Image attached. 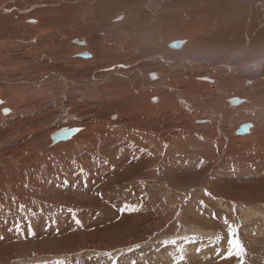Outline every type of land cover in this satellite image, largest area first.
<instances>
[{"label": "rangeland", "instance_id": "rangeland-1", "mask_svg": "<svg viewBox=\"0 0 264 264\" xmlns=\"http://www.w3.org/2000/svg\"><path fill=\"white\" fill-rule=\"evenodd\" d=\"M168 1L175 4L195 0ZM204 1L207 3L210 0ZM243 1H251L253 7L264 3V0ZM68 5H71L70 1L55 0L50 7L62 9L60 18L76 17L72 9H65ZM194 7L201 11L196 17L199 19L206 4H190L187 9L190 8L191 11ZM145 12H140V17ZM95 16L103 20V17ZM214 21L217 22L214 24L216 27L211 26L203 36L221 28L222 22ZM158 24L147 21L144 27ZM141 27L138 25L132 30V35ZM204 28H194L199 30L197 37L200 39H204L200 35ZM89 34L76 38L79 40ZM182 40L164 35L165 49L179 51L183 46ZM173 42L180 46L170 48L169 45ZM144 45L154 46L155 41H143L141 47H134L139 51L143 50ZM81 46H85L83 50L75 56L68 55V58L78 62L90 59L91 56L86 59L76 57L81 53L88 54L87 44ZM81 46L77 45L78 48H82ZM245 48L241 49L243 52H239L244 54ZM46 56L55 57V54ZM145 56L141 55L138 59L126 58L128 62L140 61L141 74L138 79L135 76L125 81L121 79L117 86H130L134 82L155 97L164 88L153 84L147 74L155 72L154 69L160 63L170 61H164L167 59L166 53L158 55L160 57ZM256 57L257 54L251 52L249 58L239 65L236 76L249 73L251 76L257 75L259 78L256 77V80H261L264 85V58L261 59L263 61L258 58L255 62ZM212 58L213 54H209V61ZM69 59L63 57L62 64L53 66L69 74L72 70L76 74L88 69L82 63L74 66L67 63ZM196 60L199 62L178 63L184 70L168 74L172 85L184 77H190L192 83L196 81L194 86L200 90L196 80L198 77H205L207 74L210 77L221 66L228 68L231 64L230 59L221 66L213 62L207 63L206 59L201 62L200 58ZM147 62L156 64L150 66L146 65ZM108 71L109 78H113V73L117 70ZM39 72L41 76L32 78L34 80L29 84L30 90H34L36 86L42 89V86L50 88L57 84L55 94L58 96L40 99L42 102L46 101L44 107L50 106L52 114L47 117L43 113L47 117L44 121L42 118L40 122L27 127L29 131L40 129L39 132L32 135L27 133L22 139L16 138L17 133L23 132L21 128L13 129L9 124H2L0 127V158L4 157L0 159V264H53L56 260H62L64 264H113L114 260L116 264H177V261L179 264H241L240 258L235 254L228 255L229 240L233 238L238 239L245 249L243 264H264V114H259L263 110L256 107L260 102L258 97L247 102L244 100L243 83L236 79L235 85H225V91H221V77L219 81H214L215 85H208L215 88L207 92L201 91L203 99L197 102V105H201L175 109L178 111L177 116L187 117L181 119L171 133L166 131L174 127L172 123L166 122L164 127L152 126L149 124L152 119L148 118L150 122H142L139 132L150 130L149 133H143V139H151L152 143L149 144L148 141L142 143L135 140L129 131L131 126L126 117L119 116V121L103 129L105 123H109L110 111L121 106L120 98L115 94H101L99 90L102 86H94L96 89L92 87L94 91L88 96H95L96 99L93 97L83 106H77L75 100L80 93L72 90L74 86L55 77L44 76V70ZM224 74L222 76L226 78L228 72L225 71ZM76 79L85 80L82 76ZM216 87L219 89L214 90ZM171 89V92L174 91L173 95L183 90L177 86H172ZM188 95L183 98L185 105L194 100ZM230 99L243 100L245 105L252 107V111L248 112L245 105H231L228 102ZM40 100L34 103L38 104L39 101L40 104ZM110 101L113 107L110 106ZM5 103L9 107L13 105L8 101ZM5 103L0 104L1 111L6 107ZM144 110L145 106L141 108V111ZM36 112L39 110H31V113L26 111L25 119L29 120ZM13 113L7 114H11L16 120ZM250 113L253 115H248ZM7 114L2 113V116H8ZM64 115L68 117L67 122L63 120ZM202 115L206 121L198 123V119L194 117L201 118ZM42 121L47 124L42 125ZM253 123L256 124L254 130ZM246 124L250 125L248 131L251 130L252 133L236 135L239 127ZM118 125H123L125 133L116 128ZM71 126L79 128V134H74H77L76 137L59 142L60 146H52L58 142L46 145L52 132ZM81 130L85 132L82 133ZM157 131L158 141L153 135ZM10 135L14 137L11 136L13 138L10 139ZM172 136L179 142L165 143L172 140ZM190 136L196 138L191 139ZM237 141L240 145L236 144ZM133 208L138 210L132 211ZM225 219L237 229L235 237L229 235ZM192 237L196 238L194 243L185 239ZM165 240H176L177 244L165 246L162 243ZM137 244L140 245L138 249L135 247ZM105 253H111V258ZM181 255L183 260H180Z\"/></svg>", "mask_w": 264, "mask_h": 264}, {"label": "bare ground", "instance_id": "bare-ground-1", "mask_svg": "<svg viewBox=\"0 0 264 264\" xmlns=\"http://www.w3.org/2000/svg\"><path fill=\"white\" fill-rule=\"evenodd\" d=\"M67 1H70L71 5H68L65 9L68 11L72 9L76 14V17L74 18L69 16L60 18L59 15L62 9L50 7V4L55 2V0H0V101H3L4 103L8 101L10 104H13L12 107H9L5 103L6 107L3 109H10V112L8 113L14 112L13 115L16 117L15 120L11 114H7L8 116H2V113H6L3 109L1 111L0 108V127L2 124H9L13 129L14 127L21 128L20 130H23V132L21 131L16 134L17 139L23 137L27 133H30L31 135L32 133H38L40 129H31L29 131V128L27 127H30L29 125L31 124L40 122L42 118L44 121L45 118L52 114V111L49 110L50 106L44 107L46 101L43 100L42 102L40 99H43L44 97L47 98V96L50 98L56 95L55 86L57 84L55 86L52 85L50 88H44L42 86V89L36 86L37 90H35L36 87L34 90L33 88L30 90L29 84L33 82L34 79L32 78L41 76L39 72L40 70L46 72L44 76H52L62 80L67 85L74 86V88L72 89L71 87V89L80 93L79 97L75 100L77 106H83L88 100L95 97L88 96L94 91V86H102L99 90L101 94L110 92L118 96L120 98L119 102L121 106L114 111H110V115H108L109 123L106 122L104 125L105 128L103 129H107L108 125L116 123L119 116L126 117L129 119L128 124L131 126L129 129L130 133L133 134L136 141L138 139L139 142L141 141L142 143L145 141H148L149 144L152 143L151 139H143L145 136L143 133H149V129L143 130V133L139 132L143 126L142 122L149 123L150 121L148 122V118H151L152 120L149 124L157 127H164L166 122L170 124L172 123L174 127H171L166 131L167 133H171L176 129V125L180 123L179 121L187 117V115L184 117L177 116L176 114L178 111L176 112L175 109L180 110L182 107L183 109H189L190 107L201 105H197V102H200L203 99V93H201V91L203 90L207 92L209 89L215 88V86L211 88L208 85H215V82L219 81L221 77L223 78L219 83L221 85V91H225V85L231 83L235 85L237 83L236 79L239 80L241 84L243 83L244 88L242 89H245L243 90L245 93L243 96L244 100L247 102L252 98L258 97L260 102L257 103L256 107L258 106L263 111L257 113L264 114V85L261 80H256V77L258 76H251L250 73L244 76H236L240 68L239 65L249 58L251 52L257 54L255 62L258 58L259 60L264 58V27H257V25L264 26V3H261V5L259 4L260 6L255 5L253 7L250 3L251 1L243 0H210L207 1V3L204 0H195L190 2L182 1L175 4L168 0ZM147 1L151 2V4ZM203 3L206 4V8L203 10L202 16L199 19L196 18L198 14H201L199 8H191V11L193 12L190 11V8L187 9L190 4L198 6ZM94 11L95 13L93 14ZM142 11L146 12L140 17V12ZM95 15H99L101 18L103 17V20H99V17ZM93 16H95L96 20ZM204 18L208 19L209 22ZM213 19L222 22V26L219 25L221 28L217 31L214 30V32L212 28V33L203 36L206 30L211 28V26H215L214 24L217 23ZM250 20H252V22H250ZM147 21L151 24H159L144 27ZM208 23H210V26ZM138 25L142 27L132 35V30ZM199 26L205 27L200 31V35L203 36L204 39L197 37L199 30H194V28ZM254 32H256V34H254ZM88 33L90 34L77 40L78 38L76 37L80 38L81 35H86ZM253 34L255 36L251 38ZM164 35H167L168 38L172 39L182 38L183 46L181 49L179 51L166 50ZM206 36L208 38H206ZM147 40L155 41V45H144L143 50L139 51L135 49L136 47L134 46L141 47L142 42ZM124 41L126 42L125 44ZM84 44H87L86 50L88 51V56H91L90 59L78 62L76 59H74L76 61H73V59L68 58V55L75 56L79 51L83 50L85 46L81 45ZM77 45L82 48H78ZM61 46H63V48H61ZM246 46L247 49L245 48ZM242 48H245L246 50L244 51L245 55L239 52ZM163 53H166L167 55V59L164 61H170L171 63H160V65L154 69L155 72L150 71V73L147 74V77L153 84H157V86L164 88V90L157 92L154 95L155 97H153V93L144 91L139 84L134 82L130 84V86H117L119 80L122 79L125 81L132 76H135L136 79H138V76L141 74V68L139 66L140 61L135 60V62H128L126 61V58L138 59L141 55L153 58L160 57L158 55ZM48 54H55V57H47L46 55ZM209 54H213L211 61H209ZM63 57L69 59L66 62L73 66L82 63L83 67L88 69L86 71H84V69L80 70L76 74L73 70L71 74L64 70L61 71V69H57L53 65H57L58 63L62 64ZM76 57L79 58V54ZM197 58L201 59L200 62L205 61L206 59L207 63L213 62L214 64H220V66L227 64L230 59L231 64L229 63L230 67L228 68H223L221 66V68L217 69L214 75H211L210 77H208V74L205 77H198L196 80L199 82L200 90L194 86L196 81L192 83L190 77H184L182 80L175 82V85H172V81L169 79L168 74L174 71L184 70V67L180 66L178 63H183L184 61L199 62V60H196ZM47 62H50V64H46ZM155 64L156 62L146 63V65L150 66H154ZM213 66L216 67V65ZM188 67L190 66H187V68ZM110 69L117 70L113 73V78H109L110 71L108 70ZM250 69L252 68L250 67ZM95 71H98L97 74H93ZM225 71L228 72L226 78L223 77ZM221 73H223V76L220 75ZM215 75L220 76L216 77ZM80 76L85 78V80L76 79ZM132 80L134 81V79ZM49 82L51 84V81ZM102 82L104 83L102 84ZM42 83H40V86ZM172 86L181 87L183 89L182 92H180L181 94L176 93L173 95L174 91H172L173 93L170 91ZM92 87L94 88L92 89ZM217 89L219 88L216 87L214 90ZM143 92L146 94H143ZM188 93H190L189 95H191L194 100L193 102H187V105H185L183 98L188 95ZM178 94L181 96H178ZM177 97H179V99ZM93 99H96V97ZM37 100H40L41 103L39 104L38 101V104H36ZM242 101L243 100H237V104L244 106L245 104ZM228 102H231V99ZM52 103L54 104V102ZM73 103L71 102V104ZM110 103V106L113 107L112 101H110ZM75 104L72 106H75ZM102 104H100V106ZM3 106L1 105V107ZM144 106L145 110L141 111V108ZM245 106L246 107L244 108H246L248 112L252 111V107L249 106V104ZM31 110H39V112L32 114L31 118L28 117L30 118L29 120L25 119L24 113L26 111H30L31 113ZM173 110H175V112H173ZM43 113L47 114V117H45ZM248 115L253 114L250 113ZM22 116H24V119ZM64 116H62L64 117L63 120L65 119L67 122L68 117L67 115ZM194 118L198 119V123L206 121L204 115H202L201 118L198 116H195ZM43 121L41 122L42 125L47 124L45 123L46 120L45 122ZM36 126L37 124H35V127ZM87 126L89 127V125ZM122 127L123 125L116 126L120 132L125 133ZM252 128L253 130L256 128L255 123H253ZM61 129L74 130V134L79 131V128L77 129L73 126ZM133 129H135V131H133ZM57 131L52 132L49 135L46 145H52L51 135L55 134ZM83 132L85 131H82V133ZM250 133H252L251 130L248 131V134ZM74 134L67 140L71 139ZM77 134H79V132ZM13 135H10V139L15 136ZM76 135L74 137H76ZM153 135L158 141V131ZM11 136L13 137L11 138ZM194 137L195 136H190L191 139H194ZM171 138L172 140L165 143L179 142L175 137L172 136ZM38 139L43 138L38 137ZM61 141L62 140L57 141L58 143L52 146L59 145V142ZM63 141L61 143H63ZM236 144L240 145V142L237 141Z\"/></svg>", "mask_w": 264, "mask_h": 264}, {"label": "snow or ice", "instance_id": "snow-or-ice-1", "mask_svg": "<svg viewBox=\"0 0 264 264\" xmlns=\"http://www.w3.org/2000/svg\"><path fill=\"white\" fill-rule=\"evenodd\" d=\"M180 45H175V47H179ZM3 101H0V104H2ZM5 113L7 114L8 112H10V109H5L4 110ZM132 211H137L138 209H131ZM77 223H79V221H77ZM224 223L225 225L228 227V232H229V235L231 237H235L236 236V233H237V229L233 226V225H230L228 224V221L227 219L224 220ZM189 243H194L196 238L195 237H192V238H185ZM165 246H168L169 244L171 245H176L177 244V241L176 240H165L162 242ZM229 253L228 255L229 256H232L233 254H235L238 258H240L241 260V264H243V256L245 255V249L243 248V246L241 245L240 241L238 239H230L229 240ZM137 249L140 247L139 244H137L135 246ZM131 251V249H129ZM181 252H183V249L180 250ZM106 256H108L109 258H111V253H105ZM183 255L180 256V260H183ZM53 264H64V261L62 260H56L53 262ZM113 264H116V261L114 260L113 261ZM177 264H179V261H177Z\"/></svg>", "mask_w": 264, "mask_h": 264}, {"label": "water", "instance_id": "water-1", "mask_svg": "<svg viewBox=\"0 0 264 264\" xmlns=\"http://www.w3.org/2000/svg\"><path fill=\"white\" fill-rule=\"evenodd\" d=\"M175 45H178L177 42H173L169 45L170 48H178V47H175ZM88 54L87 53H81L79 54V58H88ZM231 104L233 105H236L238 102H237V99H231ZM250 125L246 124V125H242L239 127V129L236 131V135L238 136H242V135H245L247 134L248 132V129H249ZM74 134V130H64V129H60L58 130L55 134H52L51 135V141L53 144L57 143V141H60V140H67L68 138H70L72 135Z\"/></svg>", "mask_w": 264, "mask_h": 264}]
</instances>
